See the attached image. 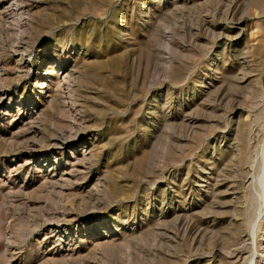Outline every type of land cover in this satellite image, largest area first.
I'll list each match as a JSON object with an SVG mask.
<instances>
[{
  "label": "rangeland",
  "instance_id": "rangeland-1",
  "mask_svg": "<svg viewBox=\"0 0 264 264\" xmlns=\"http://www.w3.org/2000/svg\"><path fill=\"white\" fill-rule=\"evenodd\" d=\"M0 264H264V0H0Z\"/></svg>",
  "mask_w": 264,
  "mask_h": 264
}]
</instances>
